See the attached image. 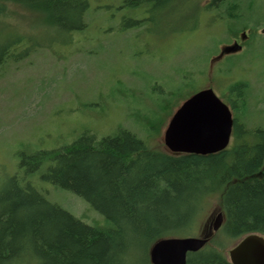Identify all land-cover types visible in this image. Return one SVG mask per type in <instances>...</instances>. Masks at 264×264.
<instances>
[{"label": "rangeland", "instance_id": "obj_1", "mask_svg": "<svg viewBox=\"0 0 264 264\" xmlns=\"http://www.w3.org/2000/svg\"><path fill=\"white\" fill-rule=\"evenodd\" d=\"M91 1L88 29L71 38L36 12L6 5L0 19V190L17 174L22 154L64 148L87 131L103 138L128 129L147 138L152 149L169 152L165 132L179 107L208 88L224 101L228 85L237 81L249 85L243 120L251 129L264 128V0L252 4V23L260 22L259 29L227 44L228 23L212 12L196 19L194 2L151 11L153 16H144L145 28L131 30L125 19H142L143 9L121 8V0ZM12 43L11 55L4 56ZM236 45L239 51L227 52ZM147 117L156 119L149 133L159 135L147 137L142 123ZM29 181L77 218L102 223L73 192L45 182L42 171ZM220 210L221 195L208 196L191 231L176 238L200 237ZM241 239L220 230L207 249L229 260Z\"/></svg>", "mask_w": 264, "mask_h": 264}, {"label": "trees", "instance_id": "obj_2", "mask_svg": "<svg viewBox=\"0 0 264 264\" xmlns=\"http://www.w3.org/2000/svg\"><path fill=\"white\" fill-rule=\"evenodd\" d=\"M90 1L0 0V19L8 2L17 4L71 38L88 29ZM121 1V8L143 9L142 19H125L131 30L145 28L144 16L151 11L160 13L183 2H194L196 19L212 12L228 23L226 44L261 26L252 23L256 0ZM126 29L123 25L120 30ZM12 45L4 48V56ZM248 88L244 81L227 87L224 101L234 114V143L216 154L152 149L147 138L124 128L103 138L87 131L64 148L22 154L19 169L25 174L17 169L0 190V264H151V247L191 231L206 198L216 194L222 197L226 236H264V128L251 129L243 120ZM155 122L154 117L143 118V128L152 130ZM38 171L45 182L84 200L102 223L90 225L52 203L29 181ZM187 264L230 263L208 248L191 254Z\"/></svg>", "mask_w": 264, "mask_h": 264}, {"label": "water", "instance_id": "obj_3", "mask_svg": "<svg viewBox=\"0 0 264 264\" xmlns=\"http://www.w3.org/2000/svg\"><path fill=\"white\" fill-rule=\"evenodd\" d=\"M239 51L240 45L227 48ZM234 116L231 108L212 88L188 98L175 112L165 132L164 143L172 154L207 156L229 148L233 138ZM222 225L218 216L214 229ZM208 240L202 238H165L150 249L151 264H187L188 253L202 250ZM232 264H264V236L244 237L229 252Z\"/></svg>", "mask_w": 264, "mask_h": 264}, {"label": "flooded vegetation", "instance_id": "obj_4", "mask_svg": "<svg viewBox=\"0 0 264 264\" xmlns=\"http://www.w3.org/2000/svg\"><path fill=\"white\" fill-rule=\"evenodd\" d=\"M219 215H222V225L220 226V228H219L218 230H215V229H214V226H215L216 221L218 220V216H219ZM224 222H225V214H224L223 210H220V211H218V214H217V216H216L215 219L213 218V220H209V221H208L207 225H206L205 228H204V234L201 235L200 237H193V238H202V239H206V240H208L206 246H205L202 250H200V251H198V252L188 253V255H187V260H188V258H189V256H190L191 254H197V253L202 252L203 250H206V249H207L209 242H211V241L214 239L215 235H216L220 230H223ZM250 235H251V234H250ZM259 235H261V234H259ZM247 236H248V235H247ZM262 236H263V235H262ZM244 237H246V236H244ZM244 237H242V239H243ZM185 238H189V237H185ZM242 239H241V240H242ZM227 260H228V259H227ZM228 261H229L230 264H232L231 261H230V257H229V260H228Z\"/></svg>", "mask_w": 264, "mask_h": 264}]
</instances>
